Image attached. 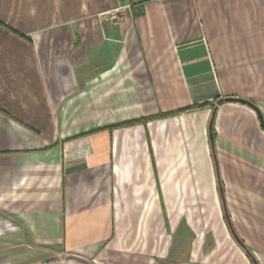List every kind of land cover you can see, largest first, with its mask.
Instances as JSON below:
<instances>
[{"label":"crops","instance_id":"obj_1","mask_svg":"<svg viewBox=\"0 0 264 264\" xmlns=\"http://www.w3.org/2000/svg\"><path fill=\"white\" fill-rule=\"evenodd\" d=\"M127 2L0 0V264H264V0Z\"/></svg>","mask_w":264,"mask_h":264},{"label":"trees","instance_id":"obj_2","mask_svg":"<svg viewBox=\"0 0 264 264\" xmlns=\"http://www.w3.org/2000/svg\"><path fill=\"white\" fill-rule=\"evenodd\" d=\"M167 114V113H166ZM212 122H213V117H211L210 119V124H209V132L212 136V133H213V127H212ZM211 140L213 141V137L211 138ZM213 150H214V146H212ZM223 201V210H224V215H225V219L227 221V224L229 226V229L231 231V234L233 236V238L239 243V245L247 252V254L251 257L252 261H253V264H257L254 257L252 256V254L249 252V250L247 249V247L244 245V243L242 242V240L238 237V235L235 233L233 227H232V224H231V221H230V218H229V214H228V210H227V207H226V204L224 202V199L222 200Z\"/></svg>","mask_w":264,"mask_h":264},{"label":"water","instance_id":"obj_3","mask_svg":"<svg viewBox=\"0 0 264 264\" xmlns=\"http://www.w3.org/2000/svg\"><path fill=\"white\" fill-rule=\"evenodd\" d=\"M227 101H234V102L243 103V104H246V105L250 106L251 108H253L257 112L261 126L264 129V121H263V118L261 116V113L259 112L257 106L253 102H251L245 98L236 97V96H222V97H219L217 99L216 103L220 104V103L227 102ZM210 138H212L211 135H210Z\"/></svg>","mask_w":264,"mask_h":264},{"label":"built area","instance_id":"obj_4","mask_svg":"<svg viewBox=\"0 0 264 264\" xmlns=\"http://www.w3.org/2000/svg\"><path fill=\"white\" fill-rule=\"evenodd\" d=\"M129 12L133 14L134 12L137 11L136 7L130 4H123L121 6H118L116 9L111 11V15L116 18V20L120 19V15L124 12ZM119 16V17H118Z\"/></svg>","mask_w":264,"mask_h":264},{"label":"rangeland","instance_id":"obj_5","mask_svg":"<svg viewBox=\"0 0 264 264\" xmlns=\"http://www.w3.org/2000/svg\"><path fill=\"white\" fill-rule=\"evenodd\" d=\"M127 3L130 4V5H132V3L130 2V0H128ZM56 259H58V261H57L58 264H72L67 255L58 256V258H56ZM89 260L91 262L95 263L94 262V259H92V257H89Z\"/></svg>","mask_w":264,"mask_h":264}]
</instances>
